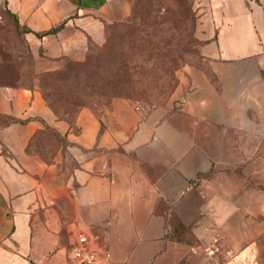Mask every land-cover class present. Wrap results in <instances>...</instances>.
Instances as JSON below:
<instances>
[{"label":"crops","instance_id":"obj_1","mask_svg":"<svg viewBox=\"0 0 264 264\" xmlns=\"http://www.w3.org/2000/svg\"><path fill=\"white\" fill-rule=\"evenodd\" d=\"M2 2L36 33L127 13L126 0ZM195 6L202 54L222 65L219 76L234 78L249 63L264 90V0H195ZM57 35L28 38L51 43L47 52L56 56L63 46ZM229 82H220L218 100L175 103L178 113L143 119L127 102L114 101L106 118L84 109L71 126L36 90L0 85V117L18 120L0 125V264H78L72 251L84 236L97 250L93 264H208L205 249L215 234L218 264H264V194L242 184L223 146L214 161L193 144L239 135L240 110L252 105L238 103L239 85L225 91ZM173 115L182 123H173ZM45 127L68 141L48 159L28 149Z\"/></svg>","mask_w":264,"mask_h":264},{"label":"rangeland","instance_id":"obj_2","mask_svg":"<svg viewBox=\"0 0 264 264\" xmlns=\"http://www.w3.org/2000/svg\"><path fill=\"white\" fill-rule=\"evenodd\" d=\"M126 2L127 13L119 20L59 29L56 41L62 42V49L50 56L51 43L29 39L0 0L1 86L36 90L53 115L67 112L66 121L84 109L106 118L114 101L127 102L144 119L178 113L175 103L180 100H218L220 82L228 79L225 91L232 92L234 86L236 91L239 85L243 94L238 103L249 99L252 105L240 110L239 135L228 133V140L193 144L214 161L221 158L223 146L224 159L237 163L242 184L264 194V90L252 76L254 68L245 63L236 68L234 78L219 76L222 65L202 54L195 0ZM168 101L174 102L172 109ZM170 119L182 123L177 115ZM35 139L34 151L47 153L46 158L54 152L50 135Z\"/></svg>","mask_w":264,"mask_h":264},{"label":"trees","instance_id":"obj_3","mask_svg":"<svg viewBox=\"0 0 264 264\" xmlns=\"http://www.w3.org/2000/svg\"><path fill=\"white\" fill-rule=\"evenodd\" d=\"M4 6H5V4H4ZM5 9H6V11L8 12V14L11 16V17H13L14 18V20H15V23H16V25H18V26H20V27H22L24 30H25V32L26 33H32L36 38H38V39H40V38H42L43 36H45V35H49V34H56L57 32H58V30L59 29H61L62 27H63V24H60V25H58V26H56V27H54V28H51V29H49V30H47V31H44V32H40V33H36V32H32L31 30H29L28 28H26L25 26H23V25H21L20 23H19V21H18V19H17V17L14 15V14H12L7 8H6V6H5ZM1 85V84H0ZM13 85H9V86H7V87H12ZM13 89H15V88H13ZM23 89H26V88H23ZM26 90H30V91H32V89H30V88H28V89H26ZM42 98V97H41ZM43 99V101H44V103H45V105L47 104V101L44 99V98H42ZM47 106V105H46ZM79 111V110H78ZM54 112V115L56 116V118L58 119V120H60V121H64V122H66V123H68L70 126L73 124V122H74V120H75V118H76V115L77 114H75V116L71 119V120H69V121H66V119L65 118H67V112H64L63 114H58L57 112H55V111H53ZM18 120H16L15 118H6V117H0V125H7L8 123H14V122H17ZM41 134V136H47L48 137V135H50V137H52L53 138V140L55 141V145H56V147H58V146H64V144H66V138L65 137H61L55 130H53L52 128H50V127H45L43 130H38V131H36L35 133H34V135H33V137H32V139L30 140V143H29V145H28V149L30 148V149H32L33 151H34V149H33V145H34V141L36 140L35 138L37 137V135H40ZM45 138V137H44ZM56 149V148H55ZM34 152H36V153H38L39 155H40V157H42V158H44V159H48L49 157H47L46 158V156H47V153L45 154H43V153H40L39 151H34Z\"/></svg>","mask_w":264,"mask_h":264},{"label":"built area","instance_id":"obj_4","mask_svg":"<svg viewBox=\"0 0 264 264\" xmlns=\"http://www.w3.org/2000/svg\"><path fill=\"white\" fill-rule=\"evenodd\" d=\"M220 237L218 234L213 235L212 240L205 249L208 257V264H218L219 256L222 255L219 245ZM93 239L90 236L82 237L73 248L72 255L78 264H93L96 260L97 250L92 247ZM228 257L230 252H225Z\"/></svg>","mask_w":264,"mask_h":264}]
</instances>
